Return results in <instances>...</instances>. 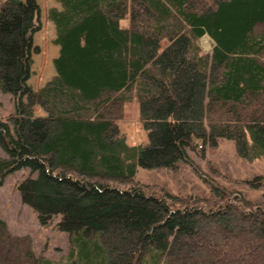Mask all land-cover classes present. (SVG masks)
Masks as SVG:
<instances>
[{
    "label": "trees",
    "instance_id": "16d2710c",
    "mask_svg": "<svg viewBox=\"0 0 264 264\" xmlns=\"http://www.w3.org/2000/svg\"><path fill=\"white\" fill-rule=\"evenodd\" d=\"M59 2L56 75L35 90L40 4L0 0V92L15 102L0 117V186L35 174L18 190L42 224L61 215L74 244L63 264H264V200L219 186L212 198L158 195L137 178L193 165L198 141L264 158V0ZM134 97L148 141L129 145L119 122ZM0 264L57 263L0 218Z\"/></svg>",
    "mask_w": 264,
    "mask_h": 264
},
{
    "label": "rangeland",
    "instance_id": "374dc122",
    "mask_svg": "<svg viewBox=\"0 0 264 264\" xmlns=\"http://www.w3.org/2000/svg\"><path fill=\"white\" fill-rule=\"evenodd\" d=\"M41 7V29L34 34L33 65L29 85L35 90L41 89L55 75L54 59L59 56L60 47L55 44L57 37L54 23L49 18L53 7L61 8L59 0H37ZM206 52L215 46L214 40L205 35L199 40ZM168 40L162 42V49ZM11 94L0 92V117L6 119L15 111ZM119 122L122 136L129 145H138L148 141V133L143 128L136 97ZM37 115L46 112L39 105L35 106ZM130 110V111H128ZM204 147V149L202 148ZM193 165L180 161L174 168L145 169L138 168L137 178L143 183L156 186V194L169 192L178 196L212 198L213 187H224L232 191L230 197L244 196L252 200H264V158L248 161L239 157L234 143L221 140L216 146L203 145L198 141L193 150H189ZM0 155L8 154L0 146ZM29 168L17 170L8 175L0 186V218L8 224L9 230L17 236L31 237L33 249L39 256L63 264L67 261L70 250L74 247L68 232L58 227L61 215H57L47 225L40 222L38 212L22 201L18 184L32 176ZM262 181L260 186L254 182Z\"/></svg>",
    "mask_w": 264,
    "mask_h": 264
}]
</instances>
